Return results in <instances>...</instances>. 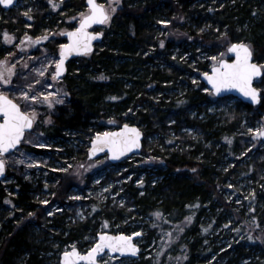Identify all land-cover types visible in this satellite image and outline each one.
<instances>
[{"label":"trees","instance_id":"trees-1","mask_svg":"<svg viewBox=\"0 0 264 264\" xmlns=\"http://www.w3.org/2000/svg\"><path fill=\"white\" fill-rule=\"evenodd\" d=\"M224 1L226 3L223 6L208 8L201 7L198 0H122L121 7L114 12L109 26L103 32L102 42L96 45L93 52L75 57L68 63L71 74H65V86L69 93L67 103L56 108L53 123L44 126V131L52 138H60L69 131H98L104 127L117 128L124 123H131L145 131L144 149L152 134L160 135L161 143H166V137L172 138L170 127L177 128L175 131L179 134L182 125L194 123L207 139L216 138L235 152L243 139L235 134V130L241 126L245 114L264 110V90H261L262 100L257 105L227 96L235 98V102L222 115L223 123L218 127L213 120L203 122L199 118L211 102L212 92L204 91L206 86L202 81L192 83L189 79L190 74L197 73L200 76L214 65L200 60L195 67L192 66L198 44L207 50L227 53L231 43L244 38V42L253 50L254 59L262 62L264 6L258 0ZM37 2L40 10L34 16L33 28L29 30L35 31V35L38 33L36 27L55 12L46 0ZM0 10L1 55L4 54L3 50L12 52L16 48L4 39V33L22 37L29 20L19 14L15 7L8 10L0 7ZM62 10L68 11L63 18L83 13L87 10L86 0H63L57 12ZM160 21L167 23L162 24ZM203 24L206 29L201 30ZM68 26L73 29L77 25L68 23ZM59 41L63 44L65 36ZM177 47L182 50L179 55L173 56V49ZM186 52L191 53L190 58L184 56ZM180 82L189 84L191 90L179 96L169 93L157 96L158 92L171 90ZM263 82L264 74L256 84L263 85ZM223 99L226 100V97L219 100ZM193 110L197 115L190 120L189 112ZM172 119L174 122H171ZM218 128L221 129L216 131ZM25 147L39 150L29 145ZM157 147L156 151L159 150ZM200 149L204 153L202 156ZM260 151H254L252 166L244 167V171L249 172L251 169L256 173L264 169V160L255 158ZM189 153L175 150L171 156L165 157L166 163L157 172L156 181L148 177L143 183L134 184L137 173L133 182L125 184L128 206L134 209L128 211L127 207L120 208L115 216L118 221L128 215H135V218L150 216L148 237L155 232L161 235L169 231L175 233L171 247L183 252L184 264H198L197 257L209 255L208 250L204 249L210 238L204 230L208 226H204L200 218L209 207L207 204L210 205L214 200L211 193L219 194V184H223L229 172L223 174L222 170H218L217 157L212 150L200 148L198 144ZM84 158H88V155L85 154ZM124 162L127 163L125 160L112 165L120 166ZM191 169L193 171H189ZM11 175L12 172L7 168L6 177ZM13 179L9 190L0 181V264H61L59 254L55 262L51 263L46 257L53 248L46 240L48 235L45 227L52 219V225L60 229L56 236L64 238L66 243L78 239L84 232L92 231L98 235L91 218L69 225L65 216H48L45 212L47 205L36 197L35 190L38 187L17 174ZM50 187L55 193L50 203L56 200L61 205L67 204L71 186L58 184ZM157 211L163 215L157 217ZM100 212L102 217L110 220L114 217L107 208L102 207ZM189 216L194 218L188 226L183 225ZM120 230L132 234L129 231L137 232L138 226L132 228L121 224ZM195 231L200 235L191 240L189 232ZM67 232L68 236H64ZM236 247L239 251L232 258L239 263L246 249L237 244L232 248ZM232 248L226 253H230ZM260 248L264 251L263 244H260ZM141 263L154 264V261L146 259L141 260Z\"/></svg>","mask_w":264,"mask_h":264},{"label":"rangeland","instance_id":"rangeland-1","mask_svg":"<svg viewBox=\"0 0 264 264\" xmlns=\"http://www.w3.org/2000/svg\"><path fill=\"white\" fill-rule=\"evenodd\" d=\"M62 1L46 0L50 6L55 3L59 7H53L56 13H50L49 17L41 23L42 25L36 27V31H38L36 35L34 34L35 31L29 30L33 28L34 16L40 10V4L37 0H20L15 6L19 14L26 16V20H29V22L24 27L25 33L23 36L10 43L16 48L12 52L3 50L4 54L0 55V60L7 58L9 64L16 65V75L11 77L12 84L3 85L0 81V90L20 103L25 111L34 109L37 118L34 121L32 130L27 132L22 145L14 152L4 155L7 168L12 172V175L6 177L3 184L9 190L15 174L22 176L26 181L34 183L38 187L35 190L37 199L43 203L45 200L48 201V203H44L47 205L46 214L48 216L55 214L65 216L69 225L91 218L98 234L102 232L119 233L121 224H126L132 228L138 226L137 232H141L143 236L137 240V244L143 250L144 255L139 258H120L113 257L108 253L100 259L101 264H142L141 260L146 259H152L154 264H184L183 252H177V248L171 247V240L175 233L169 231L161 235L160 232H155L149 238L150 216L140 215L135 218V215H128L118 221L115 213L120 208L127 207L126 210L128 211L134 209L132 206H128L129 199L125 184L133 182L137 173V181L134 184H138L139 181H143L148 177L156 181L158 178L157 172L166 163L165 157L171 156L175 150L180 153H189L199 144L200 148L212 150V153L217 157L218 170H222L223 174L229 172V176L225 178L223 184H219V194L211 193V198L214 200L210 202V205L207 204L209 207L200 218L203 225L208 226L205 232L209 234L210 238L207 241L208 246L204 249L205 251L208 250L209 255L202 254L197 257L198 264H264V251L260 248V244L264 245V169L256 173L251 169L249 172L243 169L246 166L251 168L256 149H261V151L256 154L255 158L264 160V141L252 131L264 126V110H261L260 113L252 111L249 115H244L241 126L235 130V134L243 138L242 143L236 147L235 152L229 150V147L220 140H215L216 138L207 139L205 133L193 123L189 126L182 125L179 128V134L175 131L177 128L170 127L169 132L172 138L166 137V143H161L160 139L162 138L160 135L152 134L142 153L131 156L126 160L127 163L124 162L120 166L112 165L107 155L94 160L84 158L85 154L88 155L90 141L96 133L115 128L104 127V129L98 131L89 129L81 133L76 130L69 131L64 137L60 138L50 137L43 129L44 126L53 123V114L56 108L59 105L66 104L69 96L65 80L66 75L71 74V72L68 69L64 78L53 79L55 64L51 62L59 59L62 46L59 38L64 37L65 32L70 30L68 23L77 25L80 15L76 14L63 18V15L68 11L57 12ZM258 1L262 4L261 6H264V0ZM100 2L109 8L113 5V0H100ZM115 3L117 10L121 7L122 0H115ZM198 3L201 7L213 8L215 5L223 6L226 1L198 0ZM26 12L27 15H25ZM87 12L88 8L83 13ZM0 15H2L1 10ZM109 24L110 22L105 24L101 27V30L104 32ZM203 29H206L204 24L201 27V30ZM26 34L33 39L46 35L48 39L41 40L38 44L31 43L30 46L21 47V41L24 40ZM241 41L244 42L246 39L243 38ZM29 43V41H24L25 45ZM200 46L198 44L195 47L197 55L191 63L194 67L200 60L216 64L221 58V54H223V58L228 56V49L227 53H223L224 51L207 50ZM181 50L180 47L173 49V56L179 55ZM10 53L13 55H9ZM190 54V52H186L184 56L190 58ZM213 57H216L217 60H213ZM259 63L264 66V57L262 62L259 61ZM25 64L27 67H25ZM77 64L78 62L75 65ZM37 69L40 71H37ZM41 72H43V75H41ZM189 76L192 83L201 81L197 73H192ZM28 84H32L33 87L31 89L27 88ZM188 85L180 82L171 90L158 92L157 96L168 93L179 96L182 92L191 90ZM257 86L264 90V82L263 85L257 84ZM205 89L208 88L205 87L204 91ZM19 91H28L30 95H38L40 92H55L58 93V99L54 97V106H49L46 103H40L39 100L26 101L19 96ZM209 92L212 91L209 89ZM219 99L222 98H217L212 93L211 102L199 115L203 122L213 120L218 127L222 125V115L234 105L235 98ZM59 100H62L63 103H60ZM189 115L190 120H193L197 113L193 110L189 112ZM171 122H174V120L172 119ZM220 129L218 128L216 131ZM156 144H158V147ZM25 145L41 151L27 149ZM42 145H46V147ZM156 147L159 149L158 151H156ZM203 154V151H201L200 156ZM20 161H23V163ZM165 167H162V169H165ZM58 184L71 186V191L66 199L67 204L61 205L56 200L50 203V199L54 198L55 195L52 191L53 187L50 186H57ZM102 207L111 210V214L114 216L111 220L102 217L103 215L100 212ZM191 217L194 218V216ZM52 220L45 227L48 235L46 240L52 244L51 247L53 248L46 254L50 263L55 262L58 254L60 259L62 252L71 251L74 247L80 248L85 253L98 240L97 234L88 231L80 234L78 239L66 243L64 238L56 236L60 229L52 225ZM189 224L190 221L185 220L183 225L188 226ZM238 231L241 233H238ZM129 233L134 232L129 231ZM184 234L186 233L184 232ZM189 235L191 240H194L200 234L195 231L189 232ZM64 236H68V232ZM235 244L246 249V253L243 254L239 263H236L232 258L236 257L239 251L237 247L232 248ZM231 248L232 251L226 253V250ZM58 250L61 251L58 253Z\"/></svg>","mask_w":264,"mask_h":264},{"label":"snow or ice","instance_id":"snow-or-ice-1","mask_svg":"<svg viewBox=\"0 0 264 264\" xmlns=\"http://www.w3.org/2000/svg\"><path fill=\"white\" fill-rule=\"evenodd\" d=\"M2 2L5 5H12L15 0H2ZM87 4L89 7L88 12L79 14V27L68 33L71 37L70 43L62 45V50L59 54L60 59L51 62L55 64L53 79L61 77L62 73L66 70L65 60L73 52H90L92 50V40L97 36L103 35V33L89 32L88 28L90 25L96 23H109L117 7L115 0H113L111 8L105 4L98 3L97 0H87ZM53 7H59V5L53 3ZM27 14L26 12L25 15ZM161 23H167V21H161ZM4 39L8 43H12L16 37L5 32ZM47 39L48 36L46 35L33 39L26 34L20 46L27 47L31 43L38 44L41 40ZM24 41H29L30 43L25 45ZM161 46H163V42ZM228 50L236 54V59L229 61L223 59V54H221V58L214 65V71L211 74L205 73L204 75L214 85V91L217 94L227 89L238 88L246 96L259 102V90L252 86V82L254 77L264 74V66L253 62V50L247 43H232ZM9 55L13 54L10 53ZM212 59L217 60L216 57ZM25 67H27L26 64ZM37 71L40 70L37 69ZM14 75H16V65L9 64L7 58L0 60V81H2L3 85H11V77ZM41 75H43V72H41ZM32 87V84L27 85L29 89ZM205 91H209V89H205ZM19 96L26 101L39 100L40 103H46L49 106H54V97L58 99V93L55 92H40L38 95H30L28 91H19ZM59 102L63 103L62 100H59ZM0 113H3V117L0 118V176H2L7 164L4 154L10 153V150L17 149V146L21 144L24 138L25 131L33 127V123L37 117L34 109L31 111L22 110L21 104L2 90H0ZM252 131L258 137H264V126ZM141 135L142 133L138 128L130 127L127 124L116 132L106 131L97 133L96 139L92 142L91 153L95 155L97 152L103 151L104 148H109L114 158L122 156L125 152H130L132 149L140 147ZM225 139L228 138L225 137ZM42 146L46 147V145ZM20 162L23 163V161ZM37 163L39 162L37 161ZM139 183H143V181H139ZM44 203H48V201L45 200ZM155 215L160 217L163 213L157 211ZM186 219L191 221L192 217L189 216ZM204 230L207 231V229ZM133 235L139 234L134 233ZM168 235L170 236V234ZM105 249H109L112 253L119 251L121 254L125 252H139L138 246L132 243V236L123 233L111 235L102 232L95 246L86 254L81 255L76 249L65 251L63 253L64 264H77L79 260L88 261L89 264H101L98 256L100 253H104Z\"/></svg>","mask_w":264,"mask_h":264},{"label":"water","instance_id":"water-1","mask_svg":"<svg viewBox=\"0 0 264 264\" xmlns=\"http://www.w3.org/2000/svg\"><path fill=\"white\" fill-rule=\"evenodd\" d=\"M97 2H98V3H101L99 0H97ZM18 3H19V0H15V2H14L12 5H5V4L2 2V0H0V6H1L2 8H4V9H6V10L15 7ZM86 5H87V8H88V10H89L88 4H87V0H86ZM104 25H105V24H101V23L92 24V25H90V27L88 28V31H89V32H93V33H103V31L99 30V28L103 27ZM77 27H79V23L77 24V26H76L75 28L70 29V30H68V31L65 32L64 36H65V38H66V41H65L62 45L70 43V41H71V37L68 35V33L71 32V31H73V30L76 29ZM103 37H104V33H103V35L97 36L94 40H92V42H91V43H92V50H91L90 52H73L71 55H69V56L66 58V60H65V68H66V70L62 73L61 77L58 78V79H62V78L64 77V75L67 73V70H68V63L70 62V60L74 59L75 57L82 56V55H86V54H89V53L93 52V51L95 50L96 45L99 44L100 42H102ZM240 42H242V41H240ZM233 43H238V42H233ZM244 43H246V42H244ZM231 44H232V43H231ZM231 44H230V45H231ZM247 44H248V43H247ZM230 45L228 46V49L230 48ZM61 50H62V49L60 48V52H61ZM59 59H60V55H59ZM223 59H227V60H229V61H233V60L236 59V54L228 50V56H227L226 58H223ZM252 59H253V62H254V63H256V64H258V65H261L258 61H256V60L254 59V55H253ZM214 65H215V64H214ZM214 65L210 68L209 71H205V72L201 73V75H200V80L206 85V87H207L208 89H210V90L212 91V93H213L217 98H224V97H227V96H234V97L239 98V99H241L242 101H244V102H246V103H248V104H251V105H257V104H259V103L261 102V100H262V91H261V89L257 86L256 81H257L258 79H260V78L263 76V74L254 77V78H253V82H252V86H253L254 88H256V89L259 90V97H260V98H259V102H257L256 100H253L251 97L246 96V95H245L242 91H240L238 88L227 89V90H224V91H222V92H220V93H218V94L215 93V91H214V85L211 83V81L208 79V77L204 75L205 73H209V74H211V73L214 71ZM21 108H22V107H21ZM22 110H23V109H22ZM24 111H25V110H24ZM2 117H3V113H0V118H2ZM125 124L129 125L130 127L138 128V129L140 130V132L142 133V135H141V137H140V147H139V148H134V149H132V151H130V152H125L124 155L119 156V157H116V158H114V157L112 156L111 149H109V148H104L103 151H101V152H97L95 155H92V153H91L92 142L96 139V134H97V133H96L95 136H94V137L91 139V141H90V146H89V149H88V151H87L88 158L91 159V160H94V159H97V158H99V157H102V156L107 155V156H108V159L110 160V162L113 163V164H116V163H120V162H123V161L127 160V159L130 158L131 156L141 154V152H142V150H143V147H144V139H145V131L143 130V128H141L140 126H138V125H136V124L124 123V124H122L121 126L115 128V129H113V130H109V131H111V132H116V131L120 130L121 128H123ZM33 126H34V123H33ZM32 128H33V127H32ZM32 128H31V129H28V130L25 131L24 138H25V136H26V133H27L28 131H31ZM104 132H106V131H104ZM98 133H103V132H98ZM24 138H23V140H24ZM261 139L264 141V137H261ZM23 140L21 141V144L17 146V149L22 145ZM17 149H15V150H17ZM15 150H10V153L14 152ZM10 153H6V154H4V155L10 154ZM6 176H7V165H6V170H5L4 174H3L2 176H0V181H3V180L6 178ZM106 233H109V234H111V235H119L120 233H123V234H125V235L132 236V243H134L135 245L138 246V248H139V252H138V253L125 252V253L121 254L119 251H117V252H115V253H112L109 249H105V252H104V253H100V254H99L98 259H101L103 256H105V255L108 254V253H109L111 256H113V257H120V258H139V257H140L141 252H142V249H141V247L137 244V240L143 236V234H142L141 232H136V233H138L139 235H133L134 233H132V234H128V233H125V232H119V233L106 232ZM100 234H101V233L98 234V239H99ZM97 241H98V240H97ZM96 243H97V242H96ZM96 243H95V244H96ZM95 244H94V246H95ZM94 246H93V247H94ZM93 247H92V248H93ZM92 248H91V249H92ZM73 249L78 250V252H79L81 255L86 254V253L88 252V251H87V252L84 253V252H82L81 249L78 248V247H74ZM73 249H72V250H73ZM91 249H90V250H91ZM63 253H64V252H62L61 255H60V263H61V264H64ZM77 264H89V262H88V261H85V260H79V261L77 262Z\"/></svg>","mask_w":264,"mask_h":264}]
</instances>
